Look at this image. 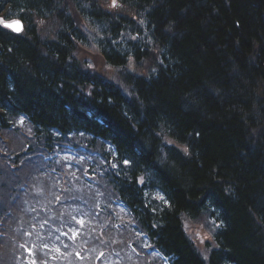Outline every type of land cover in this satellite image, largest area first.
Segmentation results:
<instances>
[{
    "label": "trees",
    "instance_id": "obj_1",
    "mask_svg": "<svg viewBox=\"0 0 264 264\" xmlns=\"http://www.w3.org/2000/svg\"><path fill=\"white\" fill-rule=\"evenodd\" d=\"M112 3L0 0V19L24 22L21 33L0 24V139L26 138L11 160L1 154L7 181L24 157L40 164L39 153L71 144L93 154L82 163L98 180L82 212L96 219L107 193L131 213L113 203L97 227L121 236L125 264H162L140 249L143 234L171 264H264V0ZM81 46L96 47L119 83L94 71ZM148 59L154 69L143 71ZM18 181L14 201L0 202V256L5 239L25 246L11 231L27 189ZM206 214L214 245L200 250L191 226ZM132 244L143 253L129 261ZM43 258L62 263L57 253Z\"/></svg>",
    "mask_w": 264,
    "mask_h": 264
},
{
    "label": "rangeland",
    "instance_id": "obj_2",
    "mask_svg": "<svg viewBox=\"0 0 264 264\" xmlns=\"http://www.w3.org/2000/svg\"><path fill=\"white\" fill-rule=\"evenodd\" d=\"M81 47L80 56L87 61L89 66L94 69V71L98 72L102 76L110 77V79H114L119 83L117 75L119 74L118 70L107 65L101 53L97 51L96 47ZM156 57L157 54L154 55L155 59ZM153 61V59L142 61L143 71L147 69H154ZM18 121L20 125H25L23 118ZM26 130L29 132L28 125ZM9 135L10 134H4L2 135L4 138L0 139V159L2 158L1 154H5L7 156L10 155L8 159L11 160V152L14 151L15 144H20L22 140L26 139L20 131L19 133L13 132L8 138ZM64 154L75 155L76 152L72 149H68L64 152ZM39 162L40 164L37 162L36 155L24 157L22 163L20 164V175L17 174L18 177L9 179V181H7V178L10 177L9 175L13 171H8L7 168L0 164V185L5 188L8 194L6 195L5 191L2 192L3 196L0 198L1 203L10 204L11 201H14V199L11 198L13 192L11 193L9 191L17 185L15 183L17 178L19 179V184H27L24 196L22 195L24 197L22 210H20V214L15 217L11 228V231L17 233V237H20L21 243H24L25 246L22 244H20L21 246H18L16 241L13 244H7V239H5L1 245H4L7 252L6 255L0 256V264H25L26 262L24 263L21 251H25L27 260L30 261L29 264H46L44 263L43 257L50 258L51 254L54 256L55 253L62 255V263L60 264H93L94 255L97 252L101 254L102 250H104V248L106 249L107 246V249L110 250L109 252L111 254L112 247H118L119 239H107L108 236L105 235L106 232L104 234L100 230L97 231L98 225L102 223L101 219L104 220L105 216L104 218H90V213L88 214V212H85L84 214L82 211L86 210L81 208L79 205L74 206L73 208H60L59 201H57L58 198L55 196L57 187L62 186V184H59L49 175V172L47 171L48 169L43 166L44 162L41 163L40 157ZM62 187L69 188L68 185H64ZM90 191L91 190L88 192L90 193ZM106 194L107 193L104 194V200L98 204V207L102 205L101 208L104 212H107L109 207L111 208V205L113 204L112 200L115 199L111 198L109 194ZM83 195L89 202L93 201L88 194L84 193ZM18 196L21 195H17L16 197L18 198ZM19 203L17 202V204ZM16 207L17 206H15L14 209V215H17ZM73 214L77 216L75 217ZM87 223L93 226L92 230L88 232L91 233L90 238H88L87 235ZM82 226L84 228H80ZM214 228V222L206 216L201 217L197 223L194 222V226H191V237L199 246L200 250L205 248V244L208 240L210 241L211 246L214 245V241L209 234V232H213ZM57 230L58 232L66 230L68 233L66 234L65 239H63L65 240L63 242L64 246L68 245L69 238L73 240L72 246L67 249V251L65 250L66 248L62 246L59 237L56 235V233H58ZM113 235L114 234H112V236ZM37 244H42L44 249H40ZM49 245L51 246V249H48ZM37 251L39 255H36ZM107 253L108 252L104 250V254ZM102 257V262L104 264H109V260H107L104 255ZM18 258L20 261H18ZM130 260L135 259L130 257Z\"/></svg>",
    "mask_w": 264,
    "mask_h": 264
},
{
    "label": "snow or ice",
    "instance_id": "obj_3",
    "mask_svg": "<svg viewBox=\"0 0 264 264\" xmlns=\"http://www.w3.org/2000/svg\"><path fill=\"white\" fill-rule=\"evenodd\" d=\"M112 6L113 7L117 6L116 0H113ZM0 24H3L4 27L13 29L15 31H20L22 29V25H20V23L18 21H16V22H5L3 20H0Z\"/></svg>",
    "mask_w": 264,
    "mask_h": 264
},
{
    "label": "bare ground",
    "instance_id": "obj_4",
    "mask_svg": "<svg viewBox=\"0 0 264 264\" xmlns=\"http://www.w3.org/2000/svg\"><path fill=\"white\" fill-rule=\"evenodd\" d=\"M262 31L263 30L261 29V35L263 36V41H264V31L263 32ZM215 209L217 211L218 218H221L222 217V210H217V208H215ZM206 217H208L210 220L213 218L209 214H206Z\"/></svg>",
    "mask_w": 264,
    "mask_h": 264
},
{
    "label": "water",
    "instance_id": "obj_5",
    "mask_svg": "<svg viewBox=\"0 0 264 264\" xmlns=\"http://www.w3.org/2000/svg\"><path fill=\"white\" fill-rule=\"evenodd\" d=\"M16 21H18L20 23V25H22V29L20 31H15L13 29L12 30L15 31V32H21L23 30V28H24V24H23V21L22 20L15 19V20H12V21H5V22H16Z\"/></svg>",
    "mask_w": 264,
    "mask_h": 264
}]
</instances>
